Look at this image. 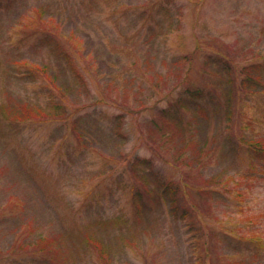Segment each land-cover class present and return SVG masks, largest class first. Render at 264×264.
<instances>
[{"label": "rangeland", "instance_id": "rangeland-1", "mask_svg": "<svg viewBox=\"0 0 264 264\" xmlns=\"http://www.w3.org/2000/svg\"><path fill=\"white\" fill-rule=\"evenodd\" d=\"M253 144L264 0H0V264H264Z\"/></svg>", "mask_w": 264, "mask_h": 264}, {"label": "trees", "instance_id": "trees-1", "mask_svg": "<svg viewBox=\"0 0 264 264\" xmlns=\"http://www.w3.org/2000/svg\"><path fill=\"white\" fill-rule=\"evenodd\" d=\"M35 70H31L30 73H34ZM250 147H253L255 152H257L258 154L262 153V150H264V147L260 144H253L250 145ZM139 164H136V168H139V166L142 164L140 162H138ZM143 163H148L147 161H143ZM141 177H143L140 180L145 179V175H142ZM157 185L155 187L158 186V188L161 190L162 193H156L155 191H153L152 194L158 195L159 199H166L169 204L171 205V212L175 215L178 216L177 211H178V206H177V199L176 196H178L179 194V190L177 187H175L173 184L171 183H165L164 181H161L160 179H158V183H156ZM155 190V189H154ZM140 198L142 197V194H139ZM154 196V197H155ZM153 197V198H154ZM159 201V200H158ZM187 213L184 212V216H186Z\"/></svg>", "mask_w": 264, "mask_h": 264}]
</instances>
